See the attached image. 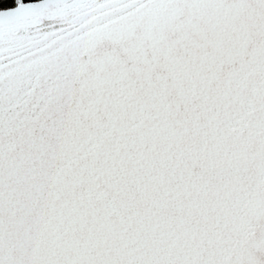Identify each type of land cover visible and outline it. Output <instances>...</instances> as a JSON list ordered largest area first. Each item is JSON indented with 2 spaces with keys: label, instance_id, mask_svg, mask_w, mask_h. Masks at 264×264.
<instances>
[{
  "label": "snow or ice",
  "instance_id": "snow-or-ice-1",
  "mask_svg": "<svg viewBox=\"0 0 264 264\" xmlns=\"http://www.w3.org/2000/svg\"><path fill=\"white\" fill-rule=\"evenodd\" d=\"M0 264H264V0H0Z\"/></svg>",
  "mask_w": 264,
  "mask_h": 264
}]
</instances>
